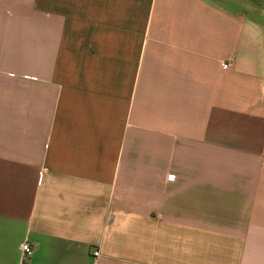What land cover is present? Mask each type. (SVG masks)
I'll list each match as a JSON object with an SVG mask.
<instances>
[{
  "label": "crops",
  "instance_id": "0c3cea01",
  "mask_svg": "<svg viewBox=\"0 0 264 264\" xmlns=\"http://www.w3.org/2000/svg\"><path fill=\"white\" fill-rule=\"evenodd\" d=\"M0 264H264V0H0Z\"/></svg>",
  "mask_w": 264,
  "mask_h": 264
},
{
  "label": "built area",
  "instance_id": "2783aa9c",
  "mask_svg": "<svg viewBox=\"0 0 264 264\" xmlns=\"http://www.w3.org/2000/svg\"><path fill=\"white\" fill-rule=\"evenodd\" d=\"M227 67H228L227 64H222V68H227ZM21 250H22L24 256H28L31 253V246L28 243H25V244H23V246H21ZM98 254H99V252L97 250L92 252V255L94 257H97Z\"/></svg>",
  "mask_w": 264,
  "mask_h": 264
}]
</instances>
